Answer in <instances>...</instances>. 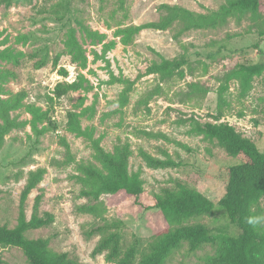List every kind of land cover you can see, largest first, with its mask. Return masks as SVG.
Wrapping results in <instances>:
<instances>
[{
    "label": "rangeland",
    "instance_id": "1",
    "mask_svg": "<svg viewBox=\"0 0 264 264\" xmlns=\"http://www.w3.org/2000/svg\"><path fill=\"white\" fill-rule=\"evenodd\" d=\"M230 1L25 0L6 8L0 0V74L6 75L0 79V99L26 94L22 108L11 112L23 126L6 137L0 152V227L16 226L29 174L44 169V179L25 209L30 218L36 196L43 193L40 212L55 220L28 236L48 239L55 252L67 253L82 264H110L104 255L93 256L100 237L89 235L103 220L79 212L88 202L80 197L82 167L103 169L97 146L109 154L128 147L129 172L143 181L139 198L102 199L103 218L124 222L127 245L135 239L146 244L171 227L155 204L157 196L165 189L175 190L177 182L217 202L225 194L226 169L239 162L195 128L208 123L232 125L264 152V74L255 78L247 96H241L238 81L230 82L226 105L219 103L225 74L237 65L264 62V23L248 15L231 18L216 30L183 33L181 22L165 31L148 26L163 21L167 7L206 15ZM72 30L84 50L86 67L73 63L67 54ZM56 56L59 68L69 71L67 79L53 66ZM162 58L186 59L185 76L163 81L149 73ZM41 60L45 65L37 67ZM60 82H78L81 87L54 101L53 126L36 121V130V115L30 108L46 112ZM193 84L209 92L189 94ZM146 154L171 159L179 167L150 168ZM256 211L264 227V199ZM197 223L235 231L218 207L188 222ZM216 254L217 247L206 246L190 255L184 244L166 264H205ZM0 259L1 264H29L15 247L0 248Z\"/></svg>",
    "mask_w": 264,
    "mask_h": 264
},
{
    "label": "trees",
    "instance_id": "2",
    "mask_svg": "<svg viewBox=\"0 0 264 264\" xmlns=\"http://www.w3.org/2000/svg\"><path fill=\"white\" fill-rule=\"evenodd\" d=\"M6 8L19 5L25 0H1ZM168 15L160 23L148 27L165 31L176 22L183 24L182 32L193 30H216L228 24L231 18H244L248 15L260 24L264 23V0H231L219 10L209 14H197L182 7H167ZM67 54L72 62L86 67L87 60L80 45L75 30H72L67 44ZM34 57V56H33ZM60 56L53 59L54 68L63 78L69 77L66 68H59ZM45 61L37 62V67L45 65ZM188 65L186 59L167 60L154 64L149 73L156 74L163 81L173 77H184V68ZM8 74V73H7ZM264 74V62L257 64H241L225 74L220 86L219 103L225 106L224 94L228 84L232 81L240 83L241 96H247L252 89L255 78ZM6 75L0 74L2 80ZM78 82H60L57 84L53 97L49 98V108L46 112H38L30 108L36 121H47L53 126L50 114L55 100L67 96L72 91L80 89ZM189 94L208 93L205 86L193 84ZM26 94L21 93L10 100L0 99V152L6 137L15 129L23 126L11 112L22 108ZM39 113V114H38ZM71 118V117H70ZM56 129V127H55ZM195 131L209 141L216 142L226 153L239 163L226 169L225 194L217 201L209 199L201 192L189 185L177 182L176 189L163 190L157 196L155 208L159 209L171 227L154 236L153 239L142 244L139 239L127 245L123 235L125 227L122 221H108L103 218L105 205L104 196L139 198L143 193V181L137 173L130 174L128 147L115 154L106 153L97 146L98 159L103 169L94 165L82 167L84 177L78 181L83 185L80 197L86 199L87 204L79 208L82 214H90L101 218L102 224L94 227L89 235L100 237L93 256L104 255L110 264H166L171 256L184 244L190 255L196 254L206 246L217 247V254L206 258L205 264H264V227L260 223V214L256 211L264 199V152L257 145L238 132L229 124H197ZM144 160L150 168L165 169L179 167L173 160H161L150 155H144ZM46 170L39 169L30 172L27 185L21 198V209L15 227H0V248H19L29 264H82L72 259L67 253H57L50 247V241L43 238H30L28 233L50 226L55 218L50 213L42 214L40 206L43 193L35 198L34 211L29 218L26 213V202L31 193L39 188ZM226 212L229 227H208L203 224H188L193 218H199L212 213L216 208ZM0 259V264H1Z\"/></svg>",
    "mask_w": 264,
    "mask_h": 264
}]
</instances>
